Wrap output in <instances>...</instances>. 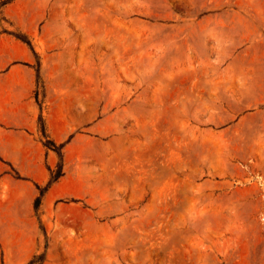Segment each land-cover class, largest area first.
Here are the masks:
<instances>
[{
    "label": "rangeland",
    "instance_id": "374dc122",
    "mask_svg": "<svg viewBox=\"0 0 264 264\" xmlns=\"http://www.w3.org/2000/svg\"><path fill=\"white\" fill-rule=\"evenodd\" d=\"M42 253L264 264V0H0V264Z\"/></svg>",
    "mask_w": 264,
    "mask_h": 264
},
{
    "label": "trees",
    "instance_id": "16d2710c",
    "mask_svg": "<svg viewBox=\"0 0 264 264\" xmlns=\"http://www.w3.org/2000/svg\"><path fill=\"white\" fill-rule=\"evenodd\" d=\"M42 120H43L42 115H40V121L42 122ZM43 131H44V135L48 138L44 124H43ZM51 142L52 141L50 139H47L46 145L50 144ZM49 169L51 171V177H50V180H49V182L45 188H48L51 184H53L55 181H57L59 177H61L63 175L62 165L59 167V169L57 171L51 167H49ZM39 202H40V198L38 197L37 201H36V206H38ZM44 258H45V253H42L40 255H34V257L31 258L27 264H41L43 262Z\"/></svg>",
    "mask_w": 264,
    "mask_h": 264
}]
</instances>
